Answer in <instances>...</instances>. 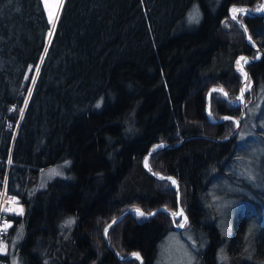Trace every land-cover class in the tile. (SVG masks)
<instances>
[{
	"label": "trees",
	"instance_id": "obj_1",
	"mask_svg": "<svg viewBox=\"0 0 264 264\" xmlns=\"http://www.w3.org/2000/svg\"><path fill=\"white\" fill-rule=\"evenodd\" d=\"M262 1L60 0L50 21L43 0H0V175L7 169V190L24 207L7 264L13 256L20 264H139L116 257L104 226L131 207L177 209L170 181L149 175L143 154L159 141L231 130L221 116L238 107L211 86L233 97L241 82L236 56L256 50L228 9ZM194 9L198 22L189 19ZM242 19L263 49L246 63L251 98L264 87V14ZM237 143L193 135L146 159L152 171L177 178L187 215L181 229L203 234L202 264H218L222 240L229 264H264V226L248 250L247 215L236 213L224 237L206 207L212 181L232 176ZM62 161L64 175L37 187L41 171ZM176 223L162 209L151 217L129 212L106 236L120 255L135 250L154 264Z\"/></svg>",
	"mask_w": 264,
	"mask_h": 264
},
{
	"label": "rangeland",
	"instance_id": "obj_2",
	"mask_svg": "<svg viewBox=\"0 0 264 264\" xmlns=\"http://www.w3.org/2000/svg\"><path fill=\"white\" fill-rule=\"evenodd\" d=\"M58 3H60V0H43V4L49 15H55L58 8ZM236 4L238 6L244 5L246 7H250L245 4ZM234 7L235 6L230 5L228 9V14L231 17L232 15L230 13H233V9H235ZM263 7L264 0L258 6L251 8L261 9ZM244 14L245 13L241 12L236 13V15L241 19L242 15ZM251 40H253L252 37ZM256 53L257 50L253 55H255ZM240 60L241 53L236 56L235 60V67L241 73V82L234 96L231 97L228 94L226 88L221 85L226 90L228 97L232 101H237L239 99L241 84L244 87L242 92V107L241 101H239L238 104L234 105L238 107V113H225V115L221 116L223 118H229L232 120L231 130L227 134L232 131L236 119L239 118L237 129L232 135H230V137L236 136L238 142V151L235 153L232 165L229 168L232 176L229 178L220 176L212 181L208 189L209 199L206 202V207L208 208L210 216L214 219L218 229L224 235V237H229L231 234V223L233 216L240 211L244 212L249 220L247 224L248 230L246 229L245 233L248 243L250 242L247 247V249L249 250L252 245V237H254L258 233L259 229L264 226V211L261 212L260 215H258L257 213V206H260L262 209H264V87L258 86L256 89L253 88V95L251 96V98L247 97V91H250L252 89L253 81L250 80L247 74L244 82L242 83V67L241 65L237 64V61ZM214 85L215 84H213L211 88L219 90V92L225 97L221 89ZM66 164L67 161H62L59 165L44 168L40 173L37 187H43L47 180L55 177L56 175H64V167ZM245 183L249 185H246ZM170 184L172 185L171 181ZM249 187H252L254 190ZM172 218L179 219V223H176L174 225L175 228L176 226H178L179 228L168 232L163 240L159 243L154 264H202V262H200L198 258V251L206 244L205 240L203 239V234L194 231L189 226L181 229L182 227L180 225L182 224L184 226L187 220V218L184 220L182 215H177ZM17 234L18 229L14 232L13 239L17 236ZM223 241L224 240L220 242L216 249V261L218 264H229L227 255L225 253V242ZM12 247L13 244L11 245V248ZM10 264L20 263L19 261H17V258L13 256Z\"/></svg>",
	"mask_w": 264,
	"mask_h": 264
},
{
	"label": "water",
	"instance_id": "obj_3",
	"mask_svg": "<svg viewBox=\"0 0 264 264\" xmlns=\"http://www.w3.org/2000/svg\"><path fill=\"white\" fill-rule=\"evenodd\" d=\"M230 5H233L235 6L234 8L237 9V10H241V11H238V12H241V13H245V14H248V15H261V14H264V7L261 8V9H254V8H251V7H246L244 5H240L238 6L236 3H231ZM237 12V13H238ZM231 15H233V13H230ZM242 30H243V34H244V38H245V41L251 45L253 48H255L257 50V53L255 55H251V54H247V53H241V57H243L245 60H247L248 62L249 61H255V60H258L261 55L263 54V50L260 48V46L254 42L253 40H251V37L249 36L247 30H246V27H245V24H244V21L243 19H241L240 17L237 16V19H236ZM241 67H242V71H243V76H242V83L244 82L247 74H248V70L246 68V65L243 61H241L240 63ZM216 87H218L219 89H221V91L224 93L226 99L228 100V102L232 105H236L239 103V101L242 102L241 104V107L243 105V96H242V92H243V85L241 84L240 86V94H239V99L237 101H232L227 93H226V90L221 86V85H214ZM208 101V100H207ZM207 109V107H206ZM219 119V118H218ZM218 119H215L214 117H210V120H218ZM238 124H239V118L236 119L235 121V125H234V128L232 129V131L225 135V136H214V135H210V134H206V133H190V134H187L185 136H183L182 138H180L179 140L175 141V142H170V141H160V142H157L155 143L153 146H151L144 154H143V157L141 159V164H142V167L143 169L151 176L157 178V179H168L171 181L173 187H174V190H175V197H176V201H177V210H173V209H168L164 206H160L158 208H155L149 212L147 211H144L142 208H139V207H133V208H128V209H125L123 210L121 213H119L118 215L112 217L107 223L106 225L104 226V229H103V238H104V241L106 243V245L108 246L109 249H111L113 251V253L116 255L117 258L119 259H126V258H129L131 256H138L139 259V264H143L144 263V260L141 256V254L138 252V251H130L128 254L122 256L120 255L115 249L114 247L110 244V242L108 241L107 239V236H106V231H107V228L113 224L114 222H116L117 220H119L123 215H125L126 213H134V214H137L136 210L139 209L140 212L144 213V215L142 217H151L153 216L157 210L159 209H162V210H165V211H168L169 214L174 217V216H177V215H173V213H181L182 212V216L184 218V220L187 218L186 214H185V211L183 209V207L181 206L180 202H179V182L177 180V178L172 175V174H162V173H156L154 171H152L149 167H148V164H147V157L150 153H152L153 151H155L157 148H160V147H165V146H174V145H177L179 143L182 142V140L186 137H189V136H193V135H202V136H207L209 138H212L214 140H225L227 139L228 137H230V135H232L234 133V131L237 129L238 127ZM173 181H175V183H173ZM176 228H179L178 226H176Z\"/></svg>",
	"mask_w": 264,
	"mask_h": 264
},
{
	"label": "built area",
	"instance_id": "obj_4",
	"mask_svg": "<svg viewBox=\"0 0 264 264\" xmlns=\"http://www.w3.org/2000/svg\"><path fill=\"white\" fill-rule=\"evenodd\" d=\"M24 210L21 198L7 190V169L0 175V264H7L9 236L15 220ZM7 225V227H5Z\"/></svg>",
	"mask_w": 264,
	"mask_h": 264
},
{
	"label": "snow or ice",
	"instance_id": "obj_5",
	"mask_svg": "<svg viewBox=\"0 0 264 264\" xmlns=\"http://www.w3.org/2000/svg\"><path fill=\"white\" fill-rule=\"evenodd\" d=\"M58 6H59V3L57 4V7H58ZM238 11H241V10L233 9L232 19H234V20L237 19V15H236V13H237ZM52 19H53V15L50 14V21H51ZM189 19H190V21H192V22H198V11L194 10L193 13L190 14ZM50 35H51V33H50ZM241 61H243L244 63H247V62H248V61L245 60L243 57H241V60H240V61H237V64L240 65ZM241 71H242V68H241ZM214 91H215V90H214ZM97 107H99V105H97ZM173 183H175V181H173ZM136 212H137V215H140V216H143V215H144V213L140 212L139 209H137ZM173 215H182V212H181V213H173ZM71 223H72L71 220H69V221L66 222V224H69V225H70ZM180 226L183 227L182 224H181ZM5 227H7V225H6ZM137 258L139 259L138 256H137Z\"/></svg>",
	"mask_w": 264,
	"mask_h": 264
},
{
	"label": "bare ground",
	"instance_id": "obj_6",
	"mask_svg": "<svg viewBox=\"0 0 264 264\" xmlns=\"http://www.w3.org/2000/svg\"><path fill=\"white\" fill-rule=\"evenodd\" d=\"M49 33H50V32H49ZM49 33H48V34H49ZM12 229H13V228H12Z\"/></svg>",
	"mask_w": 264,
	"mask_h": 264
}]
</instances>
